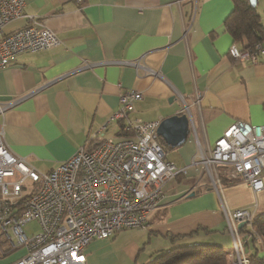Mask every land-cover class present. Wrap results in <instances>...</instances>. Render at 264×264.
<instances>
[{"label":"crops","instance_id":"0c3cea01","mask_svg":"<svg viewBox=\"0 0 264 264\" xmlns=\"http://www.w3.org/2000/svg\"><path fill=\"white\" fill-rule=\"evenodd\" d=\"M234 9V0H25L23 13L61 39L49 50L17 54L0 69V128L11 151L30 167L49 172L89 140L122 137L113 116L125 89L142 94L133 100L130 118L189 117L184 143L171 146L156 136L166 158L187 173L166 184L147 228H137L148 232V241L141 245L143 236L125 246L132 264L196 243L226 249L233 241L235 248V239L244 246L249 241L248 250L264 257V235L256 234L254 219L241 228L237 223L235 236L226 216L240 208L263 215L264 187L256 191L233 178L228 166L210 175L192 164L236 120L264 124V62L242 61L230 52L232 45L247 50L263 43L234 39L225 24ZM27 23L25 16L17 18L5 31ZM117 233L93 239L86 263L93 254L104 256L102 248ZM143 252L146 261L139 263Z\"/></svg>","mask_w":264,"mask_h":264},{"label":"built area","instance_id":"2783aa9c","mask_svg":"<svg viewBox=\"0 0 264 264\" xmlns=\"http://www.w3.org/2000/svg\"><path fill=\"white\" fill-rule=\"evenodd\" d=\"M24 4L25 0H0V69L17 54L61 44L49 26L23 13ZM23 16L27 24L5 31L8 23ZM230 52L242 61L264 62V46L259 43L247 50L232 45ZM141 96L134 89L119 93L120 108L113 118L122 120L129 135L89 140L49 172L30 167L14 154L0 128V260L25 250L6 264H86L85 249L93 239L125 228H147L148 215L160 205L166 184L187 168L166 158L156 137L159 120L129 117L133 100ZM192 164L210 175L228 166L233 178L262 189L264 124L236 120ZM226 216L236 236L237 223L251 222L255 213L240 208L227 210ZM32 220L40 229L29 235L24 226ZM235 255L239 264L249 263L240 239H235Z\"/></svg>","mask_w":264,"mask_h":264},{"label":"trees","instance_id":"16d2710c","mask_svg":"<svg viewBox=\"0 0 264 264\" xmlns=\"http://www.w3.org/2000/svg\"><path fill=\"white\" fill-rule=\"evenodd\" d=\"M234 2L235 9L225 22L229 32L235 40L244 38L250 46L258 42L263 43L264 46V24L257 8L252 6L249 0H234ZM119 123L121 135H129V131L125 130L122 120H119ZM224 176L227 179L226 175ZM252 224L256 228V234L264 235V214L256 216ZM241 231L249 234L247 229L243 228ZM250 234L254 237L252 232ZM248 245L249 241L245 243V252L249 264H264V257L258 255V250H248ZM233 255L235 252H230L219 244L196 243L183 247V249L175 247L167 250L157 256L154 261L144 264H235L236 259Z\"/></svg>","mask_w":264,"mask_h":264},{"label":"rangeland","instance_id":"374dc122","mask_svg":"<svg viewBox=\"0 0 264 264\" xmlns=\"http://www.w3.org/2000/svg\"><path fill=\"white\" fill-rule=\"evenodd\" d=\"M257 10L262 14V20L264 22V0H259V3L257 4ZM170 154H175V149L171 148L168 149V155ZM172 156V155H170ZM173 157V156H172ZM25 229L28 232L29 235L32 233H36L39 231V223L36 220H32L28 223L25 224ZM143 236H146L143 238ZM143 238V240H142ZM148 241V232L147 231H142V229H137V228H126L117 233L116 238L114 241L116 243L112 242L110 245L104 246L102 248L103 251L106 250V253L104 256H100L98 254H93L92 257L90 258L88 264H132L131 259L129 258L128 253L125 250V246H130L134 242L140 243L143 245V241ZM113 240V239H112ZM218 244V243H217ZM142 247V246H141ZM227 250L234 251V244L233 241H231V244L227 246ZM144 250V249H143ZM185 250H190V249H185ZM146 252V251H145ZM25 253V250L19 251L14 255H11L7 259L0 260V264H6L7 262L13 261L18 259L21 255ZM144 252L140 255L139 257V263H143L146 260H142V255ZM232 256V255H231ZM234 258L236 259L235 264H239L238 259L236 255H233ZM155 258H153L151 261H154ZM150 262V261H148ZM147 262V263H148ZM87 264V263H86ZM249 264V263H248Z\"/></svg>","mask_w":264,"mask_h":264},{"label":"water","instance_id":"95a60500","mask_svg":"<svg viewBox=\"0 0 264 264\" xmlns=\"http://www.w3.org/2000/svg\"><path fill=\"white\" fill-rule=\"evenodd\" d=\"M258 0H250L252 6L257 5ZM190 131V121L186 113L177 112L160 121L157 134L171 146H178L184 143ZM192 195V194H191ZM244 222H240L239 227H243Z\"/></svg>","mask_w":264,"mask_h":264}]
</instances>
